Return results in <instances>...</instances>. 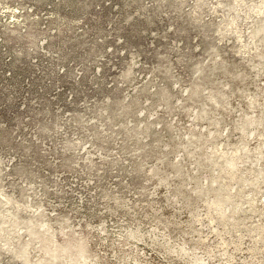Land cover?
Segmentation results:
<instances>
[{
	"label": "rangeland",
	"instance_id": "374dc122",
	"mask_svg": "<svg viewBox=\"0 0 264 264\" xmlns=\"http://www.w3.org/2000/svg\"><path fill=\"white\" fill-rule=\"evenodd\" d=\"M0 264H264V0H0Z\"/></svg>",
	"mask_w": 264,
	"mask_h": 264
}]
</instances>
